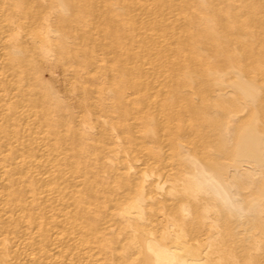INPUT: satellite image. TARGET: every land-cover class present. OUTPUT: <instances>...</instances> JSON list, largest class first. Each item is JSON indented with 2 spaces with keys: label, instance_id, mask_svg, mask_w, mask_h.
<instances>
[{
  "label": "bare ground",
  "instance_id": "6f19581e",
  "mask_svg": "<svg viewBox=\"0 0 264 264\" xmlns=\"http://www.w3.org/2000/svg\"><path fill=\"white\" fill-rule=\"evenodd\" d=\"M26 1L0 0V264H264V0Z\"/></svg>",
  "mask_w": 264,
  "mask_h": 264
},
{
  "label": "rangeland",
  "instance_id": "374dc122",
  "mask_svg": "<svg viewBox=\"0 0 264 264\" xmlns=\"http://www.w3.org/2000/svg\"><path fill=\"white\" fill-rule=\"evenodd\" d=\"M27 1H28V0H27ZM27 1H26V2H27ZM29 1H30V0H29ZM30 2H32V0H31ZM30 2H27V3H30ZM33 13L35 14V12H32V13H30L29 15H30V16H31V14L34 15ZM36 13H37V12H36ZM36 15H37V14H36ZM36 15H34V16H36ZM38 15H39V13H38ZM32 17H33V16H31L30 18L33 19ZM36 17H37V16H36ZM36 17H35V18H36ZM27 18H28L27 20L30 19L28 16H27ZM31 19H30V20H31ZM30 20H29V23H30V24H31V23L33 24L34 21H35V20L33 19L34 21H33V22H32V21L30 22ZM36 20H37V19H36ZM35 22H36V21H35ZM26 30H27V29H26ZM29 31H30V30H28V32H29ZM24 32H25V31H24ZM26 33H27V31H26ZM59 70H60V69H58L57 71H59ZM59 73H61V70L59 71ZM60 86H61V87H60ZM63 87H64L63 84H62V85L58 84V88H59L60 90L63 89ZM70 102L73 104L74 101H73V100H70Z\"/></svg>",
  "mask_w": 264,
  "mask_h": 264
}]
</instances>
